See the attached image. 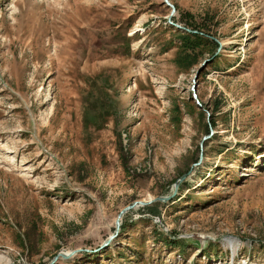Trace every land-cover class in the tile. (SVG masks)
Segmentation results:
<instances>
[{
  "label": "rangeland",
  "instance_id": "1",
  "mask_svg": "<svg viewBox=\"0 0 264 264\" xmlns=\"http://www.w3.org/2000/svg\"><path fill=\"white\" fill-rule=\"evenodd\" d=\"M169 2L0 0V264H264V0Z\"/></svg>",
  "mask_w": 264,
  "mask_h": 264
},
{
  "label": "water",
  "instance_id": "2",
  "mask_svg": "<svg viewBox=\"0 0 264 264\" xmlns=\"http://www.w3.org/2000/svg\"><path fill=\"white\" fill-rule=\"evenodd\" d=\"M164 4L166 6H168L170 8V15L168 17V19H171L173 17V14H174V11H175V8L174 6L169 2V0H163ZM176 28H179V29H183L184 31L186 32H190V30L188 29H185V28H182L178 25H175ZM201 71V68L196 72L195 74V79L197 78V76L199 75ZM194 88V86H192ZM186 178V175H183L181 176L176 182L175 184L173 185V189L171 191V194L166 196V197H157L153 200H148V201H137V202H134L132 203L131 205H128L126 206L125 208H123L119 214H118V217L116 219V222H115V226H116V230H118L120 228V219L122 218L123 214H125L126 212L136 208V207H145V206H148L149 204L153 203V202H167L169 201L170 199H172L175 195H176V192H177V189H178V186H179V183L182 182L184 179ZM111 239V238H110ZM78 251H73L69 254H65V253H59L56 257H54V260H56L58 257H61V258H64V259H67L68 257H70L71 255H73L74 253H76Z\"/></svg>",
  "mask_w": 264,
  "mask_h": 264
},
{
  "label": "trees",
  "instance_id": "3",
  "mask_svg": "<svg viewBox=\"0 0 264 264\" xmlns=\"http://www.w3.org/2000/svg\"><path fill=\"white\" fill-rule=\"evenodd\" d=\"M186 25H189V24H186ZM188 28H190L191 30H193V31H195V33H194V35L197 37V38H200L201 39V37H199V36H197V35H202L203 36V33L201 32V31H197L198 30V28L196 27V26H192V25H189V27ZM179 33H184V34H186V35H188V36H190V34H187V33H185V32H180V31H178ZM192 35L191 36H193V33H191ZM205 34V33H204ZM188 39V38H187ZM214 45L216 46V44L214 43ZM161 206H163V204H161V203H155V204H153V205H151V206H148V207H145L143 210L144 211H146V212H148L150 215H152V216H159L160 215V207ZM122 229H123V226H122ZM166 243H170V242H166Z\"/></svg>",
  "mask_w": 264,
  "mask_h": 264
}]
</instances>
